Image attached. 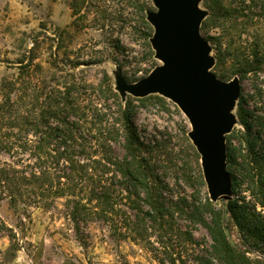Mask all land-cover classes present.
I'll return each mask as SVG.
<instances>
[{"label":"rangeland","instance_id":"rangeland-1","mask_svg":"<svg viewBox=\"0 0 264 264\" xmlns=\"http://www.w3.org/2000/svg\"><path fill=\"white\" fill-rule=\"evenodd\" d=\"M98 1L111 0L74 1L73 15L72 0H0V102L7 93L6 81H17L21 69H26L23 80L39 84L47 92L62 89L70 80L67 75H72L77 82L92 85L97 90H90L96 96L89 92L85 103L103 111L111 106L115 110L114 101L105 95L108 76L123 109L130 104V128L141 141L148 144L153 140L163 145L162 153L169 160L168 166L163 163L160 166L169 168L168 176L162 180L165 194L188 213L198 208L205 225L191 223L188 217H177V225L191 236V243H196L190 244L191 251L187 254L182 253L185 245L181 249L176 245L171 248L160 243L154 232H149L142 240L120 228L119 233L126 236L121 237L112 225L98 221L81 224L80 238L68 216L66 197L54 201L42 199L37 204L28 196L15 204L8 193L0 190V219L6 227L0 230V264H171L169 260L175 257L174 251L178 253L176 264H200L197 259L217 264L214 247L218 244L213 239L217 225L225 234L228 229L232 241L229 237L227 240L238 251L242 254L252 251L254 254L247 257L264 261V243L248 232L254 224H264L258 171L253 172L256 178L251 183L239 167L251 158L248 132L239 105L252 116L261 117L262 125L255 122L250 134L260 138L255 153H262L264 149V66L253 63L252 66L262 68L259 72L246 73L250 67L242 63L245 57L253 55L255 44L264 37L262 1L199 2V8L206 12L201 34L212 48L211 72L226 83L234 78L241 81L240 98L231 110L237 122L226 136L227 170L232 179V196L226 208L210 198L201 156L189 138L191 124L179 107L160 94L143 99L127 95L123 100L117 91L118 75L128 84H135L163 63L156 59L150 41L146 40L134 6L127 0H116L107 2L100 12L92 8ZM145 1L148 12L156 11L151 0ZM75 5L79 9L75 10ZM75 20L79 21L78 27L67 30ZM236 57L241 64L236 63ZM93 117L90 115L89 121ZM117 127L124 130L121 124ZM26 137L37 140L32 132ZM125 153L122 146H115L114 155L118 159L122 160ZM230 154L237 166L230 163ZM27 159L28 153L13 158L12 154L0 151L1 167L21 169L31 163ZM120 192L126 196L124 190ZM118 209L133 218L134 211L127 200ZM246 213L254 217L246 220L243 217Z\"/></svg>","mask_w":264,"mask_h":264},{"label":"trees","instance_id":"trees-1","mask_svg":"<svg viewBox=\"0 0 264 264\" xmlns=\"http://www.w3.org/2000/svg\"><path fill=\"white\" fill-rule=\"evenodd\" d=\"M74 1L77 0H72L73 15ZM114 1L116 0L98 1L92 8L101 12L107 2ZM251 1H262L261 7L264 11V0ZM127 2L139 12L143 33L146 40L150 41L153 32L146 20L147 2ZM75 6V10L79 9V6ZM78 22L73 21L67 30H74V27H78ZM254 48L252 58L245 57L242 62L250 67L246 73L259 72L264 66V37L260 38ZM235 61L241 64L239 57ZM253 63L262 67H254ZM21 70L20 79L6 81L4 84L7 93L0 102V151L12 154L13 158L28 153L27 161L31 163L21 169L0 166V190L4 194L8 193L15 204L28 196L29 200H35L37 204L42 199L54 201L66 197L68 216L80 238L81 224L88 225L98 221L112 225L116 234L121 237L125 235L119 233L120 228L135 235V239L142 240L150 235L149 232H154L158 240H161L160 243L171 248L176 245L178 249L185 245L183 254L191 251L190 244L196 243H191V236L177 225V217H188L195 224L205 225V221L198 208L188 213L174 198L165 194L162 180L168 176L169 168L162 169L160 166L162 163L163 166H168L169 160L162 153L163 145L153 140L148 141V144L141 141L130 128V104L123 109L120 105L121 99L113 90L108 76L105 81V95L114 101L117 108L113 110L112 106L108 107L110 112L85 103L89 92L96 96L97 90L92 85L77 82L72 75H67L70 80L64 83L62 89L47 92L43 86L23 80L26 69ZM239 106L248 132L251 155L246 165L239 166L240 171L245 174V178L252 180L251 183L256 178L253 172L258 171L257 183L264 205V149L262 153H255L260 138L251 137L250 134L254 124L262 125L261 117H254ZM90 115L94 116L91 121ZM93 120L95 122L92 124ZM120 124L123 131L117 127ZM29 132L37 139L35 142L26 137ZM115 146L124 148L126 153L122 160L114 155ZM230 163L237 166L231 154ZM120 189L126 193L125 197ZM124 200L130 203L134 211L133 218L118 209ZM243 217L251 220L254 215L246 213ZM254 225L250 227L253 229L248 231L249 234L264 243V224ZM4 228L5 224L0 219V230ZM213 239L218 244V247H214L217 264H264L258 258L253 260L247 257L248 254H254L252 251L247 250L242 254L232 246L227 240V234L218 225ZM173 254L175 257H171L169 261L176 264L178 253L174 251ZM197 260L200 264H214L207 259Z\"/></svg>","mask_w":264,"mask_h":264},{"label":"water","instance_id":"water-1","mask_svg":"<svg viewBox=\"0 0 264 264\" xmlns=\"http://www.w3.org/2000/svg\"><path fill=\"white\" fill-rule=\"evenodd\" d=\"M156 8L147 20L154 29L150 39L155 57L163 63L148 77L128 84L117 77V91L137 99L160 94L174 102L189 120V138L201 156L204 179L212 201L226 208L232 196L227 170L226 136L236 125L231 110L241 94V81L226 83L212 72V48L201 34L206 12L200 0H151ZM226 234L229 237L228 229Z\"/></svg>","mask_w":264,"mask_h":264}]
</instances>
